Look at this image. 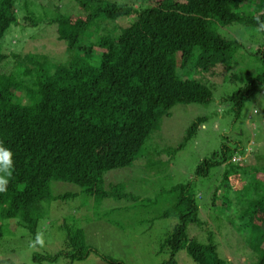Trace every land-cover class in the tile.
<instances>
[{
	"label": "trees",
	"instance_id": "trees-1",
	"mask_svg": "<svg viewBox=\"0 0 264 264\" xmlns=\"http://www.w3.org/2000/svg\"><path fill=\"white\" fill-rule=\"evenodd\" d=\"M75 1L86 14L60 13L50 20L57 24L58 40L67 46L65 62L50 66L47 56H22L0 48V150L11 152V161L0 170V175L5 173L0 177L7 180L6 190L0 191V242L5 221L11 219L17 220L22 233L37 239L43 204L73 195H54V180L79 185L84 193L101 200H135L121 184L105 189L103 176L138 161L174 106L212 102L213 91L204 82L218 75L219 66L229 70L232 55L241 48L239 40L224 36L215 26L238 24L264 30V0ZM32 16L25 17L27 25L35 26L39 22ZM119 18H128L129 24L118 35L102 32L101 19ZM16 23L17 0H0V42ZM96 48L101 50L97 60ZM254 55L262 60V72L247 77L225 97L238 118L246 102L264 86V48ZM194 60L200 79L187 76ZM206 120V116L194 120L183 142L169 152L185 147ZM246 150L241 141L222 142L212 157L199 162L193 179L169 190L175 200L160 218L177 222L161 244L162 252L170 255L161 264H178L176 255L183 249L197 264H232L200 215L202 196L196 181L218 167L224 169L220 192L229 188L242 191L243 200L251 196L241 207L243 223L234 233L257 254L249 251L247 255L264 264V176L260 177L264 164L244 163ZM220 192H214V206ZM223 199L225 208L234 204L227 196ZM191 225H196L193 231L206 232L205 241L200 239L202 234L190 232ZM65 226L66 249L55 255L36 254V259L55 261L66 256L76 261L94 252L115 262L87 244L83 229Z\"/></svg>",
	"mask_w": 264,
	"mask_h": 264
},
{
	"label": "rangeland",
	"instance_id": "rangeland-1",
	"mask_svg": "<svg viewBox=\"0 0 264 264\" xmlns=\"http://www.w3.org/2000/svg\"><path fill=\"white\" fill-rule=\"evenodd\" d=\"M60 13L80 17L86 11L75 0H17L18 23L7 31L0 42V48L20 52L22 56H47L52 60L50 66L65 62L69 58L65 53L67 46L57 38V24L50 23ZM29 14L38 20L37 25H27L25 17ZM119 19L99 20L105 28L102 32L118 35L121 28L129 24L128 18ZM215 28L224 36L239 40L241 48L232 55L229 70L219 66L215 78H208L207 82L203 80L213 91L212 102L208 105L193 103L174 106L171 115L162 119L160 126L145 144L138 161L128 167L111 169L103 176L105 189L121 184L136 199L101 200L84 193L79 185L54 180L51 182L54 195H73L43 204L37 239L28 233H22L21 228L16 226L17 220H6L5 235L0 242V260L4 261L0 264H119L117 261L123 264H161L170 257L167 251L162 252L161 244L177 222L174 218H160L174 203V195L169 193L171 188L193 179L199 162L212 157L220 149L222 142L234 144V141H241L242 146L247 148L243 162L252 167L264 164V86L246 102L239 118L233 109V103L225 100V97L243 85L247 77H254L262 72V60L254 54L264 48V30L258 32L257 28L238 24L224 27L217 24ZM83 43L88 44L89 38ZM100 53L101 50L96 48L95 60ZM195 62L196 60L191 62L192 69ZM192 69L189 65L187 76L200 79V71ZM22 100L27 102V98ZM201 116H206L207 120L197 135L185 147L176 153H170V149L177 148L183 142L192 122ZM223 170L222 167L214 168L209 177L196 181L202 196L201 218L215 232L216 241L221 244L220 252L232 264H257V257L255 260L254 255L253 258L247 255L251 251L257 256L255 250H250L247 240L244 243L234 233L236 227L243 223L239 219L241 207L251 196L248 195L243 200L242 191L229 188L224 193L220 192ZM251 175L253 173L249 174L250 178ZM262 176L264 175L260 174ZM217 190L220 193L217 205L214 206L213 195ZM223 196H227L234 204L223 207L222 202L226 201ZM65 225L83 229L87 244L115 262L94 252L87 258L76 261L66 256L55 261L36 259V254L55 255L66 249ZM195 226H190V232L202 234L200 239L205 241L206 232L197 227L193 231ZM176 259L178 264H197L184 249L177 253Z\"/></svg>",
	"mask_w": 264,
	"mask_h": 264
},
{
	"label": "clouds",
	"instance_id": "clouds-1",
	"mask_svg": "<svg viewBox=\"0 0 264 264\" xmlns=\"http://www.w3.org/2000/svg\"><path fill=\"white\" fill-rule=\"evenodd\" d=\"M259 18L257 17V20ZM257 31H262L261 28H257ZM11 161V152L0 150V170H3V165L8 164ZM11 175V174H10ZM7 180L3 177H0V191H5V185Z\"/></svg>",
	"mask_w": 264,
	"mask_h": 264
},
{
	"label": "built area",
	"instance_id": "built-area-1",
	"mask_svg": "<svg viewBox=\"0 0 264 264\" xmlns=\"http://www.w3.org/2000/svg\"><path fill=\"white\" fill-rule=\"evenodd\" d=\"M235 159H236V160H241V157H236Z\"/></svg>",
	"mask_w": 264,
	"mask_h": 264
}]
</instances>
